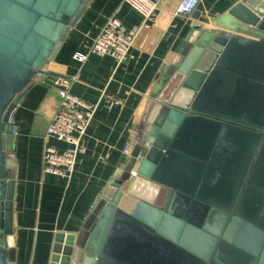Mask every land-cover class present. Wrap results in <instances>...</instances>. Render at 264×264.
<instances>
[{
    "label": "water",
    "instance_id": "obj_1",
    "mask_svg": "<svg viewBox=\"0 0 264 264\" xmlns=\"http://www.w3.org/2000/svg\"><path fill=\"white\" fill-rule=\"evenodd\" d=\"M88 1L0 0V264H16L8 258L16 191L12 113ZM227 15L230 31L196 40L152 121L168 140L162 135L128 167L130 182L150 180L165 197L147 201L114 184L85 246L89 264H124L110 254L123 255L134 240L160 247L152 264H264V199L255 193H264V183H256L264 180L257 164L264 149V0H238ZM249 30L259 41L241 35ZM146 32L142 27L133 44ZM240 113L254 124L232 118ZM76 236L56 232L47 264H71Z\"/></svg>",
    "mask_w": 264,
    "mask_h": 264
},
{
    "label": "crops",
    "instance_id": "obj_2",
    "mask_svg": "<svg viewBox=\"0 0 264 264\" xmlns=\"http://www.w3.org/2000/svg\"><path fill=\"white\" fill-rule=\"evenodd\" d=\"M181 1L161 0L154 19L144 24L141 14L124 0H89L67 30L64 42L45 63L43 69L49 72L43 79L30 81L33 85L11 116L18 133L9 155L16 191L8 258L16 264H47L56 232L76 233L71 264H89L93 257L85 246L107 198L116 191V183L155 203V193L166 195L164 188L145 178L135 176L130 182L128 167L162 135L164 144L168 140L152 121L180 81L178 66L203 34L230 31L228 26L234 22L227 10L238 0H200L191 14L179 12ZM114 14L135 33L134 38L146 27L140 44H133L121 62L111 55L97 54H90L85 61L76 60L74 54L84 51ZM241 35L251 41L260 39L254 30ZM56 73L77 76L72 91L98 104L72 176L44 172L42 166L47 142L63 147L46 138L59 99L52 84ZM127 143L130 149L125 153ZM256 183L263 188L264 180L256 179ZM259 191L256 195H261ZM156 246L134 240L123 255H110L124 264H152L160 259V247Z\"/></svg>",
    "mask_w": 264,
    "mask_h": 264
},
{
    "label": "built area",
    "instance_id": "obj_3",
    "mask_svg": "<svg viewBox=\"0 0 264 264\" xmlns=\"http://www.w3.org/2000/svg\"><path fill=\"white\" fill-rule=\"evenodd\" d=\"M161 0H124L129 7L139 12L143 23L154 19ZM200 0H182L178 10L181 13L191 14ZM135 33L129 31L121 18L114 14L106 19L100 32L92 43L84 50L77 51L74 58L85 61L90 54L111 55L118 62L123 61L133 46ZM49 72L43 69L37 72L35 78L43 79ZM77 76L56 73L52 84L58 94V105L49 125L46 128V138L59 142L63 147L52 142L44 146L42 156L43 171L61 176H72L75 171L78 153L83 149V140L89 125L97 110V103L84 100L72 91ZM12 132L18 133V127L13 124ZM130 144L124 147L128 153ZM132 174H135L132 171Z\"/></svg>",
    "mask_w": 264,
    "mask_h": 264
},
{
    "label": "rangeland",
    "instance_id": "obj_4",
    "mask_svg": "<svg viewBox=\"0 0 264 264\" xmlns=\"http://www.w3.org/2000/svg\"><path fill=\"white\" fill-rule=\"evenodd\" d=\"M251 98L252 97H250L249 98V101L251 100ZM248 110L250 111L251 110V108L249 107L248 108ZM250 112H252V111H250ZM240 114H242V115H240ZM240 114H236L235 116H237V117H232V115L230 116V117H232V118H234V119H238V121H241L242 123H250V124H254V122H253V120L250 118V116H251V114H248V113H240ZM234 115V114H233ZM248 117V118H247ZM262 164L263 165V167H264V149L261 151V153H260V155H259V157H258V161H257V164ZM263 174H264V170H263V172H262ZM263 198L264 199V193L262 192V194H261V196H260V198ZM261 211V208H259V212ZM255 219H257L258 217L257 216H255L254 217Z\"/></svg>",
    "mask_w": 264,
    "mask_h": 264
},
{
    "label": "flooded vegetation",
    "instance_id": "obj_5",
    "mask_svg": "<svg viewBox=\"0 0 264 264\" xmlns=\"http://www.w3.org/2000/svg\"><path fill=\"white\" fill-rule=\"evenodd\" d=\"M150 188L152 187V186H149ZM152 191L155 193V191H154V189H152ZM165 192V191H164ZM154 195H156V197H157V202H159V203H161L162 202V199L165 197L164 195H159V194H154ZM158 195V196H157Z\"/></svg>",
    "mask_w": 264,
    "mask_h": 264
}]
</instances>
